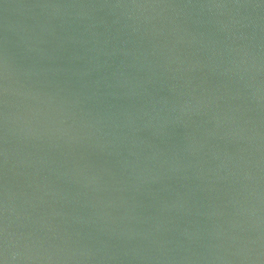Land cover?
I'll return each mask as SVG.
<instances>
[{"label": "water", "instance_id": "obj_1", "mask_svg": "<svg viewBox=\"0 0 264 264\" xmlns=\"http://www.w3.org/2000/svg\"><path fill=\"white\" fill-rule=\"evenodd\" d=\"M0 264H264V0H0Z\"/></svg>", "mask_w": 264, "mask_h": 264}]
</instances>
